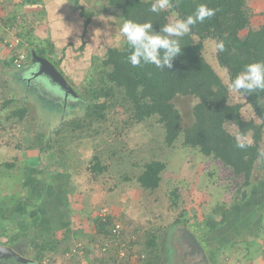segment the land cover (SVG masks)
Instances as JSON below:
<instances>
[{
  "label": "rangeland",
  "instance_id": "obj_1",
  "mask_svg": "<svg viewBox=\"0 0 264 264\" xmlns=\"http://www.w3.org/2000/svg\"><path fill=\"white\" fill-rule=\"evenodd\" d=\"M247 5L249 29L258 30L264 23V0H249ZM82 6L93 14L87 27L84 18L72 11L69 0H0V201L19 194L14 205L4 202L6 209L0 211V224L10 233L22 232L24 221L11 222L14 212L18 211L35 226L30 232L33 236L46 232V228L41 227L51 218L50 226L57 229L54 237L57 249L45 251L39 264H99L94 259L104 256L94 220L108 215L117 220L115 225L123 230L124 240L138 239L137 253L142 252L145 238L156 233L159 240L165 241L171 264H197L200 255L203 261L210 260L204 249L202 253L193 251L184 238L186 232L194 238L200 234L195 233L193 223L204 222L206 218L219 221L223 212L228 220L225 231L234 232L232 243L245 241L251 231L256 230L259 216L264 217V130L261 157L254 165L250 185L237 192L243 184L242 178L229 176L220 162L204 157L198 149L184 146L181 136L172 145H166L164 130L156 117L136 123L128 107L121 104V94L115 88L111 98L99 100L108 107L98 123L81 129L68 125L62 128L61 134H54L62 121L69 123L83 118V107L67 108L70 114L65 120L62 117L60 125L52 120L56 114L54 106L42 108V102L46 103L45 95L59 88L46 77H38L32 85L26 83V89L19 84V74L21 79H30L32 53L36 54L40 46L45 48L47 60L64 74L73 91L85 96L89 84L94 89L100 86L105 52L108 48L120 49L126 43L120 32L123 22L119 14L105 4L86 0ZM176 18L172 13L169 22ZM14 40H19V44ZM48 40L55 49L48 48ZM215 44L213 40L203 42L204 60L227 85L230 103L242 105L241 117L260 124L244 97L229 88V75L217 62ZM17 50L23 51L27 58L20 72L12 64H5ZM9 51L10 57H6ZM37 84L44 89L40 94L28 88ZM70 97L64 102L77 104ZM8 100L12 101L4 108ZM173 103L180 113L181 126H188L192 121L194 98L177 96ZM24 107L28 110L27 116L5 119L14 110ZM225 128L235 133L233 125L226 124ZM47 139H50L49 147ZM246 139L252 142L250 135ZM153 161L163 162L165 169L159 187L149 191L140 186L137 177L144 165ZM7 162L14 164L12 169L2 167ZM48 181L50 183L45 185ZM175 187L179 188V193L173 195ZM38 194L44 195L45 201L39 206L42 210L53 207L51 214L43 215L39 222L32 208L35 203L32 200ZM248 210L256 212L239 221L240 212ZM26 211L28 214H24ZM183 216L188 219L185 226L176 223ZM201 227L207 230L205 225ZM67 228L71 233L65 238ZM19 247L24 253L22 258L29 261L32 251H27L26 240ZM9 261L22 264L14 259ZM220 261L231 264L230 258L221 257ZM7 262L5 264H10ZM30 262L26 264L33 263ZM128 263L142 264L138 257L129 258Z\"/></svg>",
  "mask_w": 264,
  "mask_h": 264
},
{
  "label": "trees",
  "instance_id": "obj_2",
  "mask_svg": "<svg viewBox=\"0 0 264 264\" xmlns=\"http://www.w3.org/2000/svg\"><path fill=\"white\" fill-rule=\"evenodd\" d=\"M85 1L69 0L72 11L77 12L81 18H84V26L87 27L93 14L83 8L82 3ZM91 1L107 5L115 13L119 14L122 22L128 19L138 23L151 21L153 28L156 30L169 23V16L172 13L178 14L179 18L192 15L201 3L216 9V12L214 16L206 19L203 23L198 22L192 27L190 33L180 38L181 54L173 60L171 69L166 68L162 71L151 64H143L138 67L132 66L127 59L130 48L126 42L120 49H107L101 61L100 86L94 89L91 88L92 84H89V88L87 87L85 90L88 97L78 94L74 90L77 97H70V99H72L73 103L77 102V104L71 103V105L64 102L63 95L59 90L49 91L48 95H45L47 98L43 100L46 103L42 102V108L43 106L46 108L55 107L56 114L52 120L55 119L60 124L62 117L65 120V116L70 114L66 112L67 108L83 107L82 110L84 111L83 118H79V120H73L69 123L62 121V126L57 128L54 134H61L62 128H66L68 125L81 129L85 125L90 126L98 123L104 118L103 112H106L108 107L106 102L100 103L99 100L101 98H111L112 92L118 90L121 94V104L128 107L131 114L130 117L136 123H142L149 118L156 117L164 130L166 145H172L181 136L184 146L198 149L204 157L220 162L222 167L229 171V176L242 178L243 184L237 189V192L243 187H248L254 165L261 157L260 142L264 130V91L257 90L246 97L243 96L246 103L254 110L260 124L255 123L253 120H244L240 112L242 105L230 103L227 85L222 82L220 76L204 60L202 50L205 40H213L215 42H217L218 38L224 40L225 49L223 52L216 51V59L218 64L227 71L230 81L243 70L245 65L264 61V23L258 30L249 29L250 10L247 5L249 0H173L171 9L163 10L159 13H152L149 10L153 0ZM31 3L34 4L36 1ZM241 33L243 36H241ZM46 43H48L49 49H55L51 41L48 40ZM45 51V48H40V46L35 50L36 54L42 58L47 57ZM10 60L5 61V64H12V59ZM48 61L50 62V59ZM59 73L64 77L61 71ZM19 77L18 82L25 89L26 83L32 85V81L37 79L33 78L30 81H26L21 79L22 75L19 74ZM104 84L107 85L106 88ZM28 88L39 94L44 90L39 84ZM25 94L28 93L25 92ZM177 96L192 97L195 100L191 110L192 121L188 126H181L180 113L173 103L174 98ZM11 101L8 100L3 107L5 108L7 103H11ZM27 111L26 107L18 108V110L16 109L9 116H6L5 119L8 120V117H19V119H22L27 116ZM42 117L43 119L45 118L44 116ZM44 120L47 119L45 118ZM226 124L233 125L235 133L227 131L225 128ZM249 135L252 142L247 143L244 148L237 147L238 140ZM46 143H48L49 147L50 139H47ZM13 166L14 164L7 162L3 163L2 167L5 170H10ZM164 169L165 164L163 162H149L144 165L142 173L137 177V181L145 190L153 191L159 187L161 173ZM47 183L49 184L50 181L45 182V185ZM172 193L173 195L179 193V188L175 187ZM18 196L19 194L11 195L8 196L9 198H5V201H0V211L2 212L4 208L6 209L3 206L4 202L14 205L19 200ZM35 198V200H32L35 201V203H32V208L35 210L36 221L39 222L44 217L43 215L51 214L53 207L48 206L42 210L39 206L41 201H45L44 195L38 194ZM20 199L23 200V198ZM173 203L175 204V202ZM48 208L49 210H46ZM255 212L249 210L240 212L242 214L239 221L242 222ZM24 214H28V211ZM225 215V212H223L219 216V221L214 218H206L204 222L196 221V224L193 223L192 227L195 229V233H200L196 239L210 259L203 261L200 255V258L196 259L197 264H221V257L228 259L238 258L237 261L246 263L253 261L262 254L256 245V241L264 242V217L259 216L258 218V225L254 231V241H239L235 244L232 243L234 241L232 238L234 232L225 231L224 226L228 225L227 216ZM18 219L24 221L22 232L14 231L10 233L5 225L0 224V246H6L22 257L24 253L19 244L24 243L26 240L27 251L28 249L32 251L29 261L33 262L32 264H39L45 251L57 249V240L54 239L57 229H53L50 226L51 218H49L47 219L48 222L41 227L42 229L46 228L44 230L46 232L41 231V235L34 234L32 236L30 232L35 226L29 218H25V215L15 211L11 222H15ZM187 221L188 219L183 216L176 223L185 226ZM37 222L35 223L37 224ZM116 222L117 220L109 215L94 220L96 235L101 236L102 244L100 249L103 252L102 256H104V258L94 259L95 262L99 264H130L128 263L129 258L138 257V262H142V264H171L172 259L167 256L165 241L159 240V236L156 233L151 234L149 239L145 238L144 243L141 244L143 246L142 252L137 253L135 248L137 247L138 239L134 241L124 240V232L120 229L119 234L113 233ZM201 225H205L207 230L205 231ZM65 231L64 237L66 238L71 232L68 228ZM234 247L235 249H233ZM239 255L242 256L241 260L238 257ZM124 259H127L126 262H124ZM196 260L190 261L194 262ZM1 263L5 264L6 262L0 261ZM7 263L13 264L11 261Z\"/></svg>",
  "mask_w": 264,
  "mask_h": 264
},
{
  "label": "clouds",
  "instance_id": "obj_3",
  "mask_svg": "<svg viewBox=\"0 0 264 264\" xmlns=\"http://www.w3.org/2000/svg\"><path fill=\"white\" fill-rule=\"evenodd\" d=\"M173 7V0H153L150 5L152 13H159ZM216 9L201 3L192 15L177 18L159 27L153 28L151 21L138 23L133 20H124L120 32L126 39L130 48L127 57L129 63L138 67L143 64H151L160 70L171 69L173 60L181 54L182 46L180 38L190 33L192 27L198 22L203 23L206 19L215 15ZM217 52H223L225 43L223 39H217L215 44ZM229 88L240 96H247L257 90L264 91V61L249 63L229 82ZM250 143L241 137L237 147L244 148Z\"/></svg>",
  "mask_w": 264,
  "mask_h": 264
},
{
  "label": "water",
  "instance_id": "obj_4",
  "mask_svg": "<svg viewBox=\"0 0 264 264\" xmlns=\"http://www.w3.org/2000/svg\"><path fill=\"white\" fill-rule=\"evenodd\" d=\"M31 62L33 70L30 73V79L46 77L51 84L59 88V91L63 95L64 101L67 99L68 96H72L74 98L76 97V94L74 93L70 85L66 82L65 78L54 68V66L46 58H42L40 56H37L35 53H32ZM184 241L186 243H190V247L192 246L193 251L202 253V248H200V244L198 243L197 239L194 238L190 233L186 232V237L184 238ZM10 259H14L22 264L30 262L16 254L12 249L5 246H0V260L9 261Z\"/></svg>",
  "mask_w": 264,
  "mask_h": 264
},
{
  "label": "crops",
  "instance_id": "obj_5",
  "mask_svg": "<svg viewBox=\"0 0 264 264\" xmlns=\"http://www.w3.org/2000/svg\"><path fill=\"white\" fill-rule=\"evenodd\" d=\"M9 53V54H8ZM6 52V57H7V55H9V57H10V51L9 52ZM2 54H3V52H2ZM1 60V59H0ZM251 237V238H250ZM248 241V242H252V241H254L255 240V234H254V231H251V235L249 236V237H247V238H245V241ZM256 245L259 247V251H261V255H259L257 258H255L253 261H249V262H246V263H243L242 261H240L241 262V264H264V242L263 243H261V242H257L256 241ZM6 247V246H5ZM16 253V252H15ZM17 254V253H16ZM239 257V259L241 260L242 259V256L241 255H239L238 256ZM234 258H237V257H234ZM238 259V258H237ZM237 259H232V258H230V261H229V263H231V264H239V260L237 261ZM1 261V260H0ZM7 262V261H6ZM9 262V261H8Z\"/></svg>",
  "mask_w": 264,
  "mask_h": 264
},
{
  "label": "built area",
  "instance_id": "obj_6",
  "mask_svg": "<svg viewBox=\"0 0 264 264\" xmlns=\"http://www.w3.org/2000/svg\"><path fill=\"white\" fill-rule=\"evenodd\" d=\"M14 41L17 43L16 45L19 44V40H14ZM26 62H27L26 54L23 51L17 50L14 52L13 57H12V66L15 69L19 70V69L23 68V66H25ZM113 233L119 234V226L118 225H115Z\"/></svg>",
  "mask_w": 264,
  "mask_h": 264
},
{
  "label": "flooded vegetation",
  "instance_id": "obj_7",
  "mask_svg": "<svg viewBox=\"0 0 264 264\" xmlns=\"http://www.w3.org/2000/svg\"><path fill=\"white\" fill-rule=\"evenodd\" d=\"M202 259V258H201Z\"/></svg>",
  "mask_w": 264,
  "mask_h": 264
}]
</instances>
